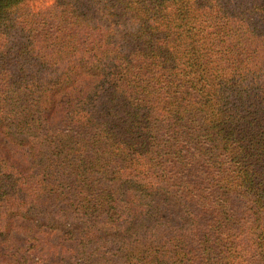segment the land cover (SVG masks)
Returning <instances> with one entry per match:
<instances>
[{
    "label": "trees",
    "instance_id": "trees-1",
    "mask_svg": "<svg viewBox=\"0 0 264 264\" xmlns=\"http://www.w3.org/2000/svg\"><path fill=\"white\" fill-rule=\"evenodd\" d=\"M32 1L0 0V264L54 233L68 264H264V0Z\"/></svg>",
    "mask_w": 264,
    "mask_h": 264
},
{
    "label": "rangeland",
    "instance_id": "rangeland-1",
    "mask_svg": "<svg viewBox=\"0 0 264 264\" xmlns=\"http://www.w3.org/2000/svg\"><path fill=\"white\" fill-rule=\"evenodd\" d=\"M51 3L52 0H33L31 5L35 10H38L42 7L50 5ZM13 236L20 240L21 245L24 246L23 241L26 236L23 233L14 232ZM50 241L58 244L57 252L49 254L47 257L39 260L38 262H32L29 264H68L70 262L69 257L72 255L71 250L74 248V243L63 240L58 233H54ZM60 249L65 251H60Z\"/></svg>",
    "mask_w": 264,
    "mask_h": 264
}]
</instances>
